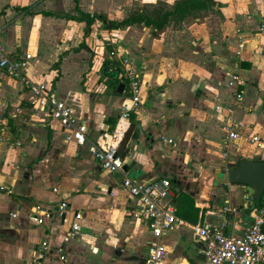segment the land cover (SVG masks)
I'll list each match as a JSON object with an SVG mask.
<instances>
[{
	"label": "crops",
	"instance_id": "crops-1",
	"mask_svg": "<svg viewBox=\"0 0 264 264\" xmlns=\"http://www.w3.org/2000/svg\"><path fill=\"white\" fill-rule=\"evenodd\" d=\"M77 1L84 12L114 21L143 7L135 5L139 0ZM215 2L206 16L156 36L143 23L110 29L101 20L86 35V22L64 17L77 14L76 0H0L9 54L28 57L30 79L46 83L88 127L84 145L68 140L70 131L32 107L29 89L0 72V264L142 263L156 239L146 221L133 218L137 202L124 190L123 174L102 169L92 152L114 131L127 176L141 182L168 177L173 191L166 201L175 191L190 193L202 221L220 226L226 217L227 232L245 233L252 220L246 206L254 199L247 186L223 182L221 174L241 159H264V55L258 53L264 52V0ZM240 34L246 48L237 56ZM115 48L130 56L142 78L141 102L127 118L128 80L114 93L102 77ZM232 73L240 77L236 88L243 96L232 114L220 113L216 105L229 91L217 82ZM226 117L245 136L227 156ZM251 133L261 137L260 147L247 140ZM226 203L239 210L219 215ZM38 204L52 208L54 217L32 222ZM76 213L81 227L70 237ZM162 241L167 264L201 263L204 243L190 223Z\"/></svg>",
	"mask_w": 264,
	"mask_h": 264
},
{
	"label": "built area",
	"instance_id": "built-area-1",
	"mask_svg": "<svg viewBox=\"0 0 264 264\" xmlns=\"http://www.w3.org/2000/svg\"><path fill=\"white\" fill-rule=\"evenodd\" d=\"M259 30L264 31V23L260 25ZM239 48L236 52L240 56L246 48L243 35H239ZM260 55H264L259 50ZM110 57L116 61L121 70L118 77L125 81L128 80L131 90V104L124 106L123 118L130 115L140 102L142 96V78L138 68L133 64L130 56L127 54L120 55L115 48L110 51ZM29 58L28 57H12L3 41V31L0 29V72L6 73L11 77L19 79L22 84L29 89L32 94V107L42 112L49 113L55 121H57L65 130L70 131L67 139H73L79 145H84L87 141V125L78 117L76 110L65 100L57 97L52 89L46 83L36 82L30 79L28 75ZM240 77L237 73H232L227 79L217 82L219 87L228 89L229 94L224 101H220L216 105V110L220 113L232 114L237 101L242 99V93L237 91V84ZM222 147L225 156L229 155L230 150L241 139L245 138L240 126L226 117L222 125ZM109 137L111 141H106L100 147L92 149L95 159L98 161L102 169L110 173H122V186L124 190L136 200L137 206L132 211L133 218L144 220L148 223L155 241L152 242L147 249V254L140 264H167V245L162 241V237L166 234L175 232L180 225L189 224L190 222L181 218L175 210V206L171 200L167 199L172 191V181L168 177L141 182L137 179L127 176L124 170V159L119 153L116 144L120 137L118 131L112 132ZM164 143L172 144L171 138L161 136ZM247 140L260 147L262 139L257 133H251ZM5 187L0 186L3 190ZM54 191H58L54 188ZM248 204V208L252 207V220L245 231L241 235H235L227 232L225 227L229 220L224 217L220 226L202 221L200 216L196 223H190L195 234L198 235L203 243L202 261L200 264H264V208H257L253 204ZM61 209L67 207V202L63 201L59 205ZM239 207L226 203L221 206L219 215L224 216L227 212H237ZM213 214L217 213L215 211ZM81 213H76V221L72 224L70 237L75 236L80 230ZM54 217L52 208L38 204L35 211L31 215L32 222L43 224L45 221ZM44 249L47 250L48 242L43 243Z\"/></svg>",
	"mask_w": 264,
	"mask_h": 264
},
{
	"label": "trees",
	"instance_id": "trees-1",
	"mask_svg": "<svg viewBox=\"0 0 264 264\" xmlns=\"http://www.w3.org/2000/svg\"><path fill=\"white\" fill-rule=\"evenodd\" d=\"M77 2V14H65L67 19H73L80 22H86L85 34L88 35L92 30L94 23L101 20L104 25L110 29H117L128 25L143 23L152 27L156 36H159L167 26L172 25L174 28H180L185 23H189L196 18L206 16L209 10H212L216 4L215 0H176L171 7L156 6L152 9L140 7L133 9L128 16L121 21L108 20L105 15L91 14L80 9ZM48 15H56L48 12ZM121 70L120 65L112 58L106 59L102 65L103 80L107 88L112 92L118 93L117 88L122 79L118 77ZM125 83V81H124ZM129 138L126 136L124 141ZM241 159L237 164H239ZM173 182V181H172ZM176 213L190 223H196L200 218L201 210L196 205V199L193 195L183 191H175L172 199ZM254 206L257 208L264 206V194L260 200H253Z\"/></svg>",
	"mask_w": 264,
	"mask_h": 264
},
{
	"label": "water",
	"instance_id": "water-1",
	"mask_svg": "<svg viewBox=\"0 0 264 264\" xmlns=\"http://www.w3.org/2000/svg\"><path fill=\"white\" fill-rule=\"evenodd\" d=\"M125 84L120 83L117 91L122 93ZM223 182L243 184L250 190L254 200H260L264 194V159L257 156L243 159L239 164L229 167L221 174Z\"/></svg>",
	"mask_w": 264,
	"mask_h": 264
},
{
	"label": "rangeland",
	"instance_id": "rangeland-1",
	"mask_svg": "<svg viewBox=\"0 0 264 264\" xmlns=\"http://www.w3.org/2000/svg\"><path fill=\"white\" fill-rule=\"evenodd\" d=\"M176 0H139L135 2L136 6H143L152 9L156 6L171 7ZM171 28V27H170ZM226 169H224V172Z\"/></svg>",
	"mask_w": 264,
	"mask_h": 264
}]
</instances>
